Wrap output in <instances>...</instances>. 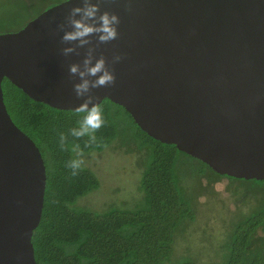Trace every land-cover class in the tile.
<instances>
[{
	"label": "water",
	"instance_id": "95a60500",
	"mask_svg": "<svg viewBox=\"0 0 264 264\" xmlns=\"http://www.w3.org/2000/svg\"><path fill=\"white\" fill-rule=\"evenodd\" d=\"M60 2L18 31L0 33V264H37L47 170L35 141L12 119L5 78L63 110L81 102L61 54ZM130 5L126 7L125 5ZM120 17L100 45L115 82L93 89L123 106L148 135L235 178L264 179V0H104Z\"/></svg>",
	"mask_w": 264,
	"mask_h": 264
},
{
	"label": "trees",
	"instance_id": "16d2710c",
	"mask_svg": "<svg viewBox=\"0 0 264 264\" xmlns=\"http://www.w3.org/2000/svg\"><path fill=\"white\" fill-rule=\"evenodd\" d=\"M63 1L0 0V33L20 30L31 19ZM2 87L12 119L40 148L47 170L42 219L32 238L37 264L169 262L176 236L184 237L196 221V204L203 195L195 202L183 183L178 154L202 164L197 172L206 189L204 195L214 194L213 185L225 177L230 179L232 194L251 203L246 211L239 207L234 212L236 218L223 231L221 264H264V179L217 173L176 145L154 139L123 106L104 99L98 106L103 110L105 125L96 133L97 143L88 147H84L83 140L77 143L83 156L115 143L127 153H136L143 167L140 182L144 196L133 209L112 206L104 211L93 210L81 205L79 200L99 189L100 179L85 164L77 175H71L66 162L75 153L62 150L57 143L58 133L67 132L75 125V110L57 109L36 101L7 78ZM134 126L137 135L132 132ZM177 264L200 263L187 258Z\"/></svg>",
	"mask_w": 264,
	"mask_h": 264
},
{
	"label": "rangeland",
	"instance_id": "374dc122",
	"mask_svg": "<svg viewBox=\"0 0 264 264\" xmlns=\"http://www.w3.org/2000/svg\"><path fill=\"white\" fill-rule=\"evenodd\" d=\"M132 132L136 135L139 133L135 126ZM83 159L84 164L97 174L100 187L81 198V205L104 211L112 206L133 209L141 204L144 196L140 182L143 167L141 157L136 153H127L115 143L100 152L84 155ZM177 163L183 173V183L190 189L195 202L199 195H203L199 196L196 204V221L191 223L184 237L181 234L176 236L172 259L166 264H177L187 258L200 264H221L224 257L223 244H220L223 231L230 220L232 222L236 218L234 212L239 207L246 211L251 203L233 195L230 179L225 177L213 185L214 194L204 195L206 189L202 187L197 172L202 164L184 154H178Z\"/></svg>",
	"mask_w": 264,
	"mask_h": 264
},
{
	"label": "clouds",
	"instance_id": "9594fccd",
	"mask_svg": "<svg viewBox=\"0 0 264 264\" xmlns=\"http://www.w3.org/2000/svg\"><path fill=\"white\" fill-rule=\"evenodd\" d=\"M65 5H69L67 13L63 22L56 25V31L61 33L63 46L60 51L63 56H80L83 51L79 61L68 65L73 92L81 102L75 107V125L67 132H59L57 143L62 150L75 153L66 162L71 175L75 176L84 165L83 151L77 141L83 140L84 147L96 144V133L105 125V116L96 102L93 89L115 82L113 65L121 60V55L114 54L109 61L98 49L118 37L120 17L103 7L104 0H66Z\"/></svg>",
	"mask_w": 264,
	"mask_h": 264
}]
</instances>
